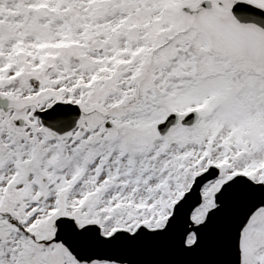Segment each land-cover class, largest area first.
<instances>
[{
  "label": "snow or ice",
  "instance_id": "1",
  "mask_svg": "<svg viewBox=\"0 0 264 264\" xmlns=\"http://www.w3.org/2000/svg\"><path fill=\"white\" fill-rule=\"evenodd\" d=\"M0 264H264V0H0Z\"/></svg>",
  "mask_w": 264,
  "mask_h": 264
}]
</instances>
